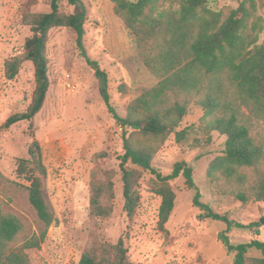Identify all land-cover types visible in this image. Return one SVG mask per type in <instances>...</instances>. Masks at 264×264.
<instances>
[{"label":"trees","instance_id":"trees-1","mask_svg":"<svg viewBox=\"0 0 264 264\" xmlns=\"http://www.w3.org/2000/svg\"><path fill=\"white\" fill-rule=\"evenodd\" d=\"M75 6L71 13L60 9V0H50L49 11H26L21 22L31 31L22 51L4 61V74L14 78L21 65L30 61L34 70V89L22 112L7 117L3 126L26 120L30 124L43 106L50 86L47 40L52 28L66 27L75 32L76 46L81 57L94 69L99 93L107 111L122 129L123 149L120 156L123 210L129 218L139 205V179L143 170L155 175L152 191L160 197L157 224H164L175 205L176 194L170 180L182 176L188 188H195L193 166L185 160L176 161L170 174L162 175L151 162L167 137L174 134L178 144L190 137L193 125L181 127L189 104L197 105L202 115L200 129L210 141L212 132L225 136L221 154L212 158L206 177L216 196H230L245 204L249 200L264 203V138L256 129L264 123V40L258 9L264 0H242L227 16L213 10L209 0H110L114 14L132 34L137 53L156 83L133 98L118 114L112 100L110 76L98 61L87 54L84 37L89 18L82 0H67ZM125 91L124 84L118 86ZM197 145L199 138L194 137ZM28 158L16 162V175L26 182L27 198L42 228L28 235L24 224L14 215L0 212V264H29L26 250L39 248L54 214L44 198L42 176L46 168L39 142L33 139ZM105 155L104 151L94 159ZM128 163L138 168L126 166ZM113 169L95 166L88 182V239L78 264H139L129 260L122 237L115 243L104 240L99 222L113 210L115 198ZM200 192L193 197L194 206L202 216L222 221L226 229L248 227L232 223L226 216L214 212L200 201ZM219 238L225 250L233 254V264H264V242L252 239L232 244L227 232ZM21 241L18 246H12ZM255 248L262 256H252Z\"/></svg>","mask_w":264,"mask_h":264},{"label":"rangeland","instance_id":"rangeland-1","mask_svg":"<svg viewBox=\"0 0 264 264\" xmlns=\"http://www.w3.org/2000/svg\"><path fill=\"white\" fill-rule=\"evenodd\" d=\"M88 8L84 44L90 58L98 61L110 76L112 100L119 115H125L126 105L157 79L143 65L132 34L114 14L110 0H82ZM242 0H209L208 6L223 16L238 7ZM50 0H0V212L16 216L29 236L42 226L27 198V182L16 175V162L28 158L33 139L39 142L46 173L42 176L44 198L54 214L39 248L26 250L29 264H78L88 239V182L95 166L113 169L115 198L112 213L99 222L102 238L115 243L123 238L130 261L139 264H233V254L225 250L219 238L226 231L232 244L258 239L264 242V203L249 200L242 204L230 196H216L206 177L209 161L221 154L225 136L212 132L210 141L199 127L202 115L197 105L189 104L181 127L193 125L190 137L178 144L174 134L167 137L157 150L151 165L162 175L170 174L176 161L185 160L193 166L195 188L186 186L180 175L170 180L176 194L175 205L161 230L157 224L160 197L152 191L155 175L143 170L139 179V205L129 218L123 210L120 156L123 154L122 129L107 111L99 93L94 69L81 57L75 32L66 27L52 28L47 40L50 86L40 111L31 126L26 120L9 127L3 124L8 116L22 112L28 106L34 89V70L24 62L18 74L8 79L4 61L22 51L25 39L31 35L22 24L26 11H49ZM60 9L71 13L75 6L60 0ZM263 29L264 9L257 11ZM124 84L125 91L118 86ZM256 129L264 138V123ZM199 138V145L193 138ZM104 151L105 155L94 159ZM126 166L138 168L131 163ZM200 192V201L232 223L248 227L226 229L222 221L202 216L194 206L193 197ZM19 240L12 246H18ZM249 255L262 256L252 248Z\"/></svg>","mask_w":264,"mask_h":264},{"label":"water","instance_id":"water-1","mask_svg":"<svg viewBox=\"0 0 264 264\" xmlns=\"http://www.w3.org/2000/svg\"><path fill=\"white\" fill-rule=\"evenodd\" d=\"M261 223H264V218L261 219Z\"/></svg>","mask_w":264,"mask_h":264},{"label":"crops","instance_id":"crops-1","mask_svg":"<svg viewBox=\"0 0 264 264\" xmlns=\"http://www.w3.org/2000/svg\"><path fill=\"white\" fill-rule=\"evenodd\" d=\"M255 235H256V237H257L256 239H258L259 235H258V234H256V233H255Z\"/></svg>","mask_w":264,"mask_h":264}]
</instances>
